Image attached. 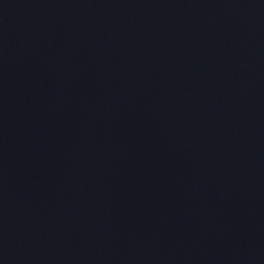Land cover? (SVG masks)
Returning a JSON list of instances; mask_svg holds the SVG:
<instances>
[{
	"label": "water",
	"instance_id": "obj_1",
	"mask_svg": "<svg viewBox=\"0 0 264 264\" xmlns=\"http://www.w3.org/2000/svg\"><path fill=\"white\" fill-rule=\"evenodd\" d=\"M192 159L230 264H264V0H155Z\"/></svg>",
	"mask_w": 264,
	"mask_h": 264
}]
</instances>
